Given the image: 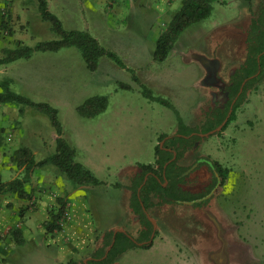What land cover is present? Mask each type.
<instances>
[{
  "label": "rangeland",
  "instance_id": "rangeland-1",
  "mask_svg": "<svg viewBox=\"0 0 264 264\" xmlns=\"http://www.w3.org/2000/svg\"><path fill=\"white\" fill-rule=\"evenodd\" d=\"M49 3V11L65 30L86 31L126 68L101 56L90 71L75 47H62L0 65V90L7 83L11 91L56 110L62 138L73 149L74 160L107 184L105 201L114 210L122 197L128 199L124 187H114L128 184L126 168L153 163L154 147L162 142L159 136H171L177 127L173 111L146 98L143 88L170 102L182 122L194 126L217 90L208 83L215 81L211 70L227 79L243 61L237 25L247 17L246 3L210 0V15L182 30L159 62L153 60L155 35L167 27L182 0H166L158 9L151 2L126 8L125 17L101 6L96 13L100 23L95 25L88 9L63 7L56 0ZM23 6L26 20L18 22L0 5V58L8 50L60 39L50 23L41 20L36 0ZM96 97L105 98L104 109L92 117L80 115L78 107ZM3 105L8 107L0 109L4 160L12 161L14 145L26 146L35 161L51 156L56 134L48 115L18 103ZM8 132H14L13 141ZM201 157L228 170L221 188L201 207L176 204L149 209L157 241L151 251L138 248L132 251L135 255L128 253L126 264H264V79L246 92L226 128L202 136L181 163L190 165ZM18 178L23 179V173ZM195 178L199 183L207 179L205 166ZM57 259V250L37 238L16 246L6 264H59Z\"/></svg>",
  "mask_w": 264,
  "mask_h": 264
},
{
  "label": "trees",
  "instance_id": "trees-1",
  "mask_svg": "<svg viewBox=\"0 0 264 264\" xmlns=\"http://www.w3.org/2000/svg\"><path fill=\"white\" fill-rule=\"evenodd\" d=\"M247 17L240 22L238 39L244 46L243 61L235 67L227 79L216 76L211 70L214 82H208L217 88L194 126L182 122L175 107L165 99L153 96L148 89L143 88L142 94L151 101L171 109L177 120L176 131L173 135L159 136L161 144L154 147V161L151 164H137L126 168L128 184L114 187H124L128 192V207L139 225L137 235L132 237L125 231H105L100 245L92 253L85 264H114L117 258L126 250L132 248L146 249L152 245L156 230L148 217L147 211L153 207L176 204H190L201 207L206 204L210 195L221 188L228 175V170L207 157L197 158L190 165L181 163L187 153L192 152L202 140V136L214 132L226 119L219 129L223 131L234 119L235 110L245 98L246 92L264 79V0H244ZM37 10L41 20L50 23V29L59 40L38 42L33 47L15 48L6 51L0 58V65L9 64L17 59L29 58L34 52L57 51L62 47H75L82 57L86 68L94 71L101 56H107L121 68H126L122 61L112 52L99 45L97 40L86 31L65 30L61 21L49 11L47 0H36ZM210 0H182L180 9L172 16L167 27L155 41L153 60L163 61L178 35L187 26L196 23L210 15ZM213 67V65H212ZM134 79H136L133 76ZM121 87L128 88L124 84ZM18 103L33 107L48 115L54 128L55 151L42 160L35 161L30 150L19 147L12 152L10 159L17 168H23V179H13L8 182L0 180V193L10 192L20 198H25L23 189L24 179L36 169L46 164H52L75 185H104L87 168L74 160V151L62 138L61 128L57 120L56 110L47 103L33 102L28 98L11 91L7 83L0 90V104ZM104 97H96L78 107L80 115L92 117L105 107ZM230 110V113H229ZM201 159V161H199ZM194 164L196 166L188 171ZM201 166L207 169V179L199 183L196 173ZM57 217L52 218L56 229ZM49 230V227L46 226ZM19 237L18 233L15 234Z\"/></svg>",
  "mask_w": 264,
  "mask_h": 264
},
{
  "label": "crops",
  "instance_id": "crops-1",
  "mask_svg": "<svg viewBox=\"0 0 264 264\" xmlns=\"http://www.w3.org/2000/svg\"><path fill=\"white\" fill-rule=\"evenodd\" d=\"M25 1L27 0H0V5L5 6L11 18L19 22L26 20V7L23 6ZM150 2L156 9L166 4V0H159L157 3L153 0H56V4L63 7L75 10L79 6L90 10L93 15L91 17L93 25L100 23L96 13L101 6L109 8L115 15L123 12L125 17L128 13L126 8L141 7ZM161 32L160 28L155 35V41ZM3 108L7 110L8 107L1 104L0 109ZM8 133L13 141L14 132ZM19 147L27 148L23 145L11 146L12 150ZM2 153L0 151V180L8 182L18 178L23 168H17L14 161H5ZM106 187L107 184L75 185L54 165L50 167L46 164L24 179L25 198L10 192L0 193V264L3 262L2 258L5 259L3 264H6V259L16 246H22L25 242L37 238L57 250L59 264H85L100 245L105 231H125L135 237L139 225L130 214L132 212L128 207L127 197L125 196L124 199L122 197L118 201L114 211L112 205L109 207L105 201ZM65 208L70 218L56 229L52 218H58ZM112 214H115V217ZM8 230L11 232L7 233ZM16 233L19 237L15 235ZM161 239L158 242L163 241ZM155 241L157 240H152L150 247L139 249L151 251ZM136 249L138 248L123 252L114 264H126L125 257H128V253L135 255L132 251Z\"/></svg>",
  "mask_w": 264,
  "mask_h": 264
},
{
  "label": "built area",
  "instance_id": "built-area-1",
  "mask_svg": "<svg viewBox=\"0 0 264 264\" xmlns=\"http://www.w3.org/2000/svg\"><path fill=\"white\" fill-rule=\"evenodd\" d=\"M69 218H70V215H69L67 209H66V208L63 209L62 212H61V214H60L59 217H58L57 225H58L59 227H61V226L64 224V222H65L66 220H68Z\"/></svg>",
  "mask_w": 264,
  "mask_h": 264
},
{
  "label": "water",
  "instance_id": "water-1",
  "mask_svg": "<svg viewBox=\"0 0 264 264\" xmlns=\"http://www.w3.org/2000/svg\"><path fill=\"white\" fill-rule=\"evenodd\" d=\"M229 113H230V111H229ZM225 121H226V119L224 120V122L217 128V129H215L214 130V132L215 131H217V130H219L221 127H222V125L225 123ZM213 132V131H212ZM212 132H210V133H212ZM209 134V133H208ZM205 135H207V134H205ZM196 166V164H194L188 171H190V170H192L194 167ZM153 227H154V229H155V226H154V224H153ZM150 241H152V236L150 237Z\"/></svg>",
  "mask_w": 264,
  "mask_h": 264
}]
</instances>
